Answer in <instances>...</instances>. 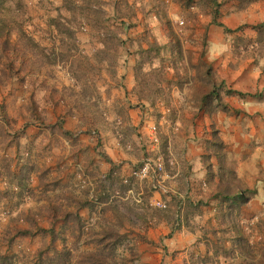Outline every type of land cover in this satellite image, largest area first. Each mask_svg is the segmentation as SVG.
I'll list each match as a JSON object with an SVG mask.
<instances>
[{"label": "clouds", "instance_id": "1", "mask_svg": "<svg viewBox=\"0 0 264 264\" xmlns=\"http://www.w3.org/2000/svg\"><path fill=\"white\" fill-rule=\"evenodd\" d=\"M126 3L0 0V264H264V0Z\"/></svg>", "mask_w": 264, "mask_h": 264}, {"label": "rangeland", "instance_id": "2", "mask_svg": "<svg viewBox=\"0 0 264 264\" xmlns=\"http://www.w3.org/2000/svg\"><path fill=\"white\" fill-rule=\"evenodd\" d=\"M131 7V5H129ZM136 17V13L134 15H132L131 17H128L129 19ZM125 23L127 24V21H125ZM129 28V31H131L133 28H137L139 25L138 24H131V25H127ZM147 35L146 32H140L137 36V39H143L145 36ZM144 47L147 48V44L144 43ZM194 62H199V56H196L194 58ZM62 116V113H57V120H60ZM146 253H152V249L151 248H146L145 249ZM151 264H156V259H155V255L154 253H152V260H151Z\"/></svg>", "mask_w": 264, "mask_h": 264}, {"label": "trees", "instance_id": "3", "mask_svg": "<svg viewBox=\"0 0 264 264\" xmlns=\"http://www.w3.org/2000/svg\"><path fill=\"white\" fill-rule=\"evenodd\" d=\"M125 6H126V8H127V13H126V15L128 16V17H131L132 15H134L135 14V12L133 11V9H132V6L130 7L127 3H126V0H125ZM220 5H218V7H219ZM173 39H174V37H173ZM143 40H145V44H147V48L146 47H144V45H143V48H142V53H152V52H158V49H156L155 47H151L148 43H147V41H146V36L143 38Z\"/></svg>", "mask_w": 264, "mask_h": 264}]
</instances>
